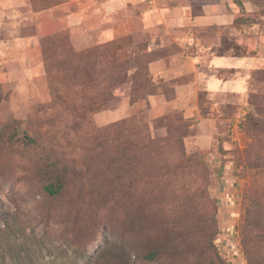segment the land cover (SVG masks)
<instances>
[{
	"label": "rangeland",
	"instance_id": "obj_1",
	"mask_svg": "<svg viewBox=\"0 0 264 264\" xmlns=\"http://www.w3.org/2000/svg\"><path fill=\"white\" fill-rule=\"evenodd\" d=\"M225 2L242 25L192 38L264 70V0ZM144 31L93 3L0 0V264H264V74L245 97L194 87L176 104L193 67L151 73L186 57Z\"/></svg>",
	"mask_w": 264,
	"mask_h": 264
},
{
	"label": "crops",
	"instance_id": "obj_2",
	"mask_svg": "<svg viewBox=\"0 0 264 264\" xmlns=\"http://www.w3.org/2000/svg\"><path fill=\"white\" fill-rule=\"evenodd\" d=\"M11 7H25L28 0H4ZM185 3H166L151 13L146 8L145 0H62V3H93V15L103 18L112 26L137 24L144 32H153L163 42H172L181 47V53L186 60L182 64L173 61L165 65L162 70V59L149 63L151 73H162L171 78L193 67L195 73L193 83L189 86L176 87L177 104L188 103L194 97V87L201 88L209 96L233 95L247 96L251 91V77L253 72L262 69L257 56L233 57L219 55L211 48L201 47L191 35L203 28L216 27L224 29L232 25L235 9L225 0H206L204 3H195L194 0H185ZM29 16L30 20H35ZM87 15L85 8L67 15L68 27H77L83 24V17ZM112 28V27H111ZM117 32H111L106 38H119ZM85 39V38H84ZM192 50L193 53H188ZM207 57V58H205ZM207 66L208 73L204 72ZM234 72L227 76L228 71ZM181 76V75H180ZM165 102L169 101L165 99Z\"/></svg>",
	"mask_w": 264,
	"mask_h": 264
},
{
	"label": "trees",
	"instance_id": "obj_3",
	"mask_svg": "<svg viewBox=\"0 0 264 264\" xmlns=\"http://www.w3.org/2000/svg\"><path fill=\"white\" fill-rule=\"evenodd\" d=\"M235 5L239 8V11H243V7H242V4L241 3H239V2H236L235 3ZM242 21H243V17L242 16H237V17H235V19H234V24H236V25H240L241 23H242ZM242 25V24H241ZM114 50V49H113ZM113 50H111L112 52H113ZM108 56H110L111 58L113 57V53H111V54H107ZM219 55H221V54H219ZM231 56H233V57H247V56H238V55H231ZM138 71V70H137ZM234 71L233 70H231V71H228V73H227V76L228 75H230V74H232ZM262 74H264V70H258V71H256V73H255V79H256V81H261V80H263L262 79V77H261V75ZM145 76H144V78H145V84H146V86L147 87H150L151 86V84H150V78H149V76H148V74H144ZM29 142H31L32 143V140L31 139H29L28 137H25ZM62 184H61V182L60 181H56V183H53V184H47L45 187H44V190H45V192L48 194V195H50V196H56V195H58L61 191H62ZM7 229H10V230H7ZM12 230V228L10 227V226H7V228L5 229V231H7V232H12L11 231ZM4 231V232H5ZM3 232V233H4ZM147 259H152V256L151 255H149V256H147L146 257Z\"/></svg>",
	"mask_w": 264,
	"mask_h": 264
},
{
	"label": "built area",
	"instance_id": "obj_4",
	"mask_svg": "<svg viewBox=\"0 0 264 264\" xmlns=\"http://www.w3.org/2000/svg\"><path fill=\"white\" fill-rule=\"evenodd\" d=\"M145 1L150 7H154L156 6L158 0H145Z\"/></svg>",
	"mask_w": 264,
	"mask_h": 264
}]
</instances>
